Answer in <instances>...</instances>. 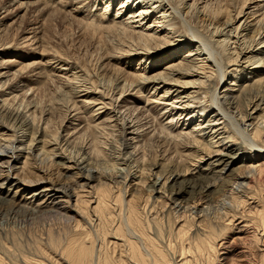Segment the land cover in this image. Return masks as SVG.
<instances>
[{"label":"bare ground","instance_id":"1","mask_svg":"<svg viewBox=\"0 0 264 264\" xmlns=\"http://www.w3.org/2000/svg\"><path fill=\"white\" fill-rule=\"evenodd\" d=\"M9 2V6H13L20 1ZM40 3L38 11L47 8V14L22 26L20 31L16 30L20 32L17 39L1 38L7 33L10 22L13 25L15 21H9L6 16L11 10L8 6L0 7V93L3 92L0 118L6 122L3 126L6 131H11L9 138L16 137L15 128L21 129L23 135L29 131L31 136L26 149L23 145H13L14 141L10 139L0 145V206L18 200L22 209L33 215L42 212L60 215L64 236H60L57 243L68 257V264H251L247 251L234 252L236 239L247 246L255 244L258 249L256 264H264V74L258 76L264 71V0H47ZM46 17L54 28L58 21L65 24L64 32L46 29ZM243 32H252L251 38L246 40ZM55 33L58 37L69 34L68 41L60 38L63 43L58 47L51 41ZM213 36H222V40H214ZM81 38L86 39L90 49H94H82L85 40ZM12 46L20 50L27 47L33 52L26 54L29 57L18 51L3 56L2 51ZM219 47L227 50L225 58ZM92 51H97L94 55L101 53L95 62L90 60ZM230 65L241 66V69L239 72L237 68L228 70ZM11 68H14L11 75L16 77L17 74L18 79L6 86L4 81ZM254 68L257 78L254 76L252 83L245 79L235 84L239 76ZM24 73L28 74L24 76ZM229 73L232 82L226 83L224 78ZM194 76L195 79H190ZM105 78L110 83L105 86L107 90H97L100 79ZM180 78H183L181 83ZM167 80L183 84V88L197 83V90L204 86L209 88L212 83L210 91L203 92L208 94L206 107L210 113L196 124L197 130L194 126L185 134L176 127L173 129V117L166 127L163 119L155 120L166 139L165 146H169L168 150L173 148L179 159L173 160L168 170L163 162L162 165L151 163L153 159L150 157L156 151L151 150L148 155L142 150L140 154L135 147L130 156L134 157L133 163L139 168L131 171L133 164L127 163L128 157L121 160L125 167L113 171L120 162L108 149H117L120 153L121 146L127 148L123 142L122 125L118 137L113 133L119 128H109L104 131L106 138L97 142L96 132L89 130L91 138L86 143H92L86 152L83 139L80 146L71 145L66 139L58 147L61 153L51 155L45 151L48 155L44 159L49 166H60L62 174H76L79 178L76 186L54 185L50 179L43 180V176L29 179L19 174H26L34 165L36 158L30 151V144L34 134L44 130L39 126L40 119L35 122L32 114L30 121V114H26V108L38 91L58 92L59 101L69 108L76 104L75 96L89 97L92 93L98 98L80 102L86 105L97 102L101 104L98 108H107L108 104V111L116 115L120 112L119 105L115 107L112 96L108 97L110 91L119 86L122 94L131 87L145 84H156L155 89L165 88ZM36 82L39 86L36 84L35 87ZM235 85L237 88L234 89ZM5 88L9 90L6 92ZM17 90L22 91L10 94ZM28 90L31 92L26 96ZM166 90L163 94L169 91ZM56 96L53 95L52 99ZM106 96L109 102L103 101ZM163 97L159 99L165 100ZM164 105L163 116L168 112L170 115L175 107L169 104L171 108L167 110L168 103ZM189 106L188 102L181 106L179 118ZM231 110H235L236 115ZM220 124L222 127H217ZM87 127L79 128L80 132L76 130L80 138L87 133ZM206 129L213 132L208 131L205 135ZM193 130L197 131L194 135ZM43 132L42 136H47L48 133ZM57 133L56 130L48 137L52 141L58 140ZM131 133L137 134L138 131L132 130ZM228 143L236 148L227 146ZM72 148L75 154H71ZM192 148L191 154L188 150ZM241 149L245 150L246 157L240 160L238 171L224 177L229 166L241 158L238 157ZM14 150L26 152L15 154ZM80 150L83 152L79 155ZM56 156L59 159L53 162L51 158ZM203 158L206 159L204 162ZM100 160L110 161L111 170L100 168ZM152 166L153 169L160 168L152 172ZM154 193L171 202L167 214L161 209L155 210L151 199ZM19 194L23 197L18 198Z\"/></svg>","mask_w":264,"mask_h":264},{"label":"rangeland","instance_id":"2","mask_svg":"<svg viewBox=\"0 0 264 264\" xmlns=\"http://www.w3.org/2000/svg\"><path fill=\"white\" fill-rule=\"evenodd\" d=\"M9 1L10 0H0V7L3 8L5 6H8V9L10 8L11 10H9L10 12L8 11L6 13V16L9 18V21H15V22H13V25L10 22V24H9L10 26L8 28L9 30L6 29L7 33L4 34L5 36L4 35L1 36V38L3 40H5V39L7 40V39H11V38L14 39V38L18 37L20 32H17V31H20L22 29L21 28L22 26L25 27L26 25L32 24L33 22H36L38 19H40L42 17L44 18L45 14H47L46 13L47 8L44 9L45 12L43 9L38 11L39 5L42 4L40 2H45L47 0H38L39 3L37 1L35 3V0H34V2H33V0H28V1L27 0H19L20 2L18 4L13 3V6L12 5L9 6V4H10ZM30 2H31V4H28ZM32 3H34V4H32ZM36 5H37V7H36ZM48 5L52 6L51 4H48ZM1 8H0V11H1ZM12 8L14 10H12ZM92 9H94V8H92ZM12 11H13V13H11ZM37 13H39V14H37ZM39 15H41V16H39ZM15 17H17V18H15ZM48 20L49 19L46 17V20H45V28L46 29L51 28L50 29L51 31L53 29H56V33L57 32L61 33L62 32L61 30H63V32H64V29H66L64 27L65 24H62L61 21H58L59 22V23L57 22L58 25H56V27L54 28V25L49 24ZM17 27L20 29L18 30ZM8 33L10 35H8ZM56 33L53 34L54 39L51 41H53V43L56 44L58 47H59V44L63 43V39L65 40V42L68 41L67 36H69V34H67V36H66L67 38H66V37H58ZM66 33H69V31L67 30ZM245 33L246 32L242 33V34H244V36H246L245 39L246 40L250 39L251 37H249V36L252 35V32H248L246 34ZM6 34L8 35V37H6L7 36ZM70 35H72V33ZM60 38H63V39H60ZM81 39H83V38H81ZM213 39L214 40H216V39L222 40V36H219V37L213 36ZM83 40H85V43H83L84 46H83V44H81L82 49L83 48H87L88 50L94 49L92 47H91L92 49H90V45L88 43H86V39H83ZM216 46H217V44H216ZM81 48H80V50H82ZM220 49L221 48L219 47L218 50L222 52L223 50L222 49L220 50ZM17 51H18V53L22 52V54H24V55H26L27 53L31 54L33 52L32 50H30L27 47L21 48V50H20V48L12 46V47H8L5 50H3L2 53H3V56H10V55H14L15 53H17ZM97 51H92V52H94V53H92V57H91L92 59L90 58V60H92V62H95V59L97 57H99V55H101V53L94 55L95 52H97ZM98 52H100V51H98ZM221 54L225 58L228 55L227 50H224ZM247 55H249V53H247ZM26 56H28V55H26ZM258 56H260V55H258ZM30 58L34 59L32 56H30ZM243 59H244V57L240 60V62L243 61ZM29 61H27V62H29ZM245 64H247V63H244L243 65H245ZM14 68H11L9 74H7V77H6L7 80H5V78H2V81L5 80L4 82H6V86L7 85L9 86L10 83L16 82L15 80L18 79V78H16L17 74H16V77L14 74H13L14 77L11 75L12 72H14ZM233 68H237V72H239L241 69V66H238V67H236V65L228 66V70H232ZM248 70H249L248 71L249 73H246V74H243L242 76H239V78L235 84L240 83V81H244L245 79H246V81L250 80L252 83L253 77L255 76L254 78H257V76L255 75L256 73L254 74V70H256V68H254L253 70H250V69H248ZM27 74L28 73H24L23 75L25 76ZM260 74L263 75L264 71L262 70L261 73H258V76H260ZM12 77H13V80H12ZM9 78H11V80ZM174 78H176V76H174ZM195 78H196V76H194L190 79H195ZM24 79H26V78L24 77ZM224 79H225L224 82L229 83L232 80V76L229 73L228 75L225 76ZM178 80H179V83H181L180 81H183V78H180ZM26 82H29V81H26ZM166 82L167 83H166L165 88L167 89L166 91H168V90L169 91L166 92L165 94H163V90L165 89L164 87L163 88L158 87L157 89L154 88L156 86V84H155V86L152 84H148V85L145 84L143 86L140 85L139 86L140 88L138 86L131 87L128 90L123 91L122 94L120 93V91L118 89L119 86L117 87V89L116 88L114 89L115 91L114 90L110 91L108 94L109 96L108 95L107 96L108 97L112 96L115 107H117L118 105L120 106V107L119 106L117 107L120 110V112H118L116 115L114 114V112L108 111V110H110L109 109L110 106L108 104L106 105L108 108L107 109V108H103V107L98 108L101 106V104H99L97 102L96 103H87V105L83 102H80L81 100L86 101V102H91V100L95 99V97H96L92 93L89 95V97H85V96L80 95L79 97L77 96V98H76V96H75L74 99L77 100L76 104L73 105L74 107L71 105L72 108L71 107L69 108L67 106L64 107L62 105V101L61 100L59 101L60 97H59L58 92L54 93V91L47 90V89H45V90L42 89V90L38 91L39 93L37 92L35 94L36 96L34 95V97L32 99L33 102L30 104V106H28L26 108V109H28V112L26 114L27 115L30 114V116L28 117V120L30 119V121H31V116H32V114H34L35 118H36L35 122L38 121V119H40L39 120V123H40L39 126L41 127V129L42 128L44 129L43 131H45V134L48 133L49 135L50 134L52 135L57 130V132H58L57 134L59 135L58 136L59 139L52 141V138H50V136L48 137V134H47V136H42V134H44V132L42 130H41V133L37 132L36 134H34V137H33L34 140L30 144V146H31L30 151L33 153L34 158H36V160L33 161L34 165H32V168L27 169V171L25 172L26 174H24V172L23 173L19 172V171H17V172H19V174L23 175L24 177L27 176L26 178H29V179H33L35 177L36 178L38 177L37 179H40L43 176L42 177V178H44L43 180H45V178H47V180L50 179L49 181L54 182V185L61 183V184H67L70 186H76V181L79 180V178H77L75 176L76 174L72 173V176H71V174L66 175V173L63 172L65 174L64 175L61 172L63 170H60V166L58 168H57L58 165H55V164H53L52 167H51V165L49 166L48 161H46V159H44L46 157V155H48L47 153H45V151L47 150V152L51 153V155L58 153V152L61 153L60 149L58 147H61L66 139L68 140L67 143L69 142V144H71V145L77 144L78 146L81 145V142L83 139V144H82V146H83L91 138V135H90V133L92 131L91 129H93V131L96 132V133H94L95 134L94 136L96 137V142H97V140L98 141L101 139L104 140L106 138L104 136L105 135L104 131H109L112 128L117 130L122 125L123 126H122L121 130H123L122 131L123 132L122 136L124 138L123 142H126L125 145L127 146V148L123 149V146H121V148L119 149L120 153L117 151V149H115V150H112L111 148L108 149V150H110L111 155L114 156V158L118 159L117 162L118 163L120 162L119 164H117V166H116L117 168H114L113 171H116L117 169H121V168L125 167L124 161H121V160H122V158L128 159V157H129V159H128L127 163L131 162L133 164V169H131V171L135 170L136 163H133L134 157L130 156V151H132V148H135V147L137 148L138 146L139 147L137 149H139V150H137L136 148L134 150L138 151V153H140V154H142V150L146 154L148 153V155H150L149 153L151 150L156 151V153L154 152V155H152L150 157L151 159H153V160H151V163L153 161V163L155 162L157 165H158V163H160L162 165V162H163V164L165 165V170H168L170 165L172 163H174V161L176 162V160H177L176 153L174 152L173 148L168 150L169 146L168 147H167V145L165 146L166 143H164V142L166 139L164 138V134L162 132H160L161 131L159 129L160 125L155 120H157V118H158V120L163 119V125L166 123V125H165V127H166V126L170 125V123H171L170 120L173 117V120L171 123L172 125L174 124L173 125L174 127H172L173 129H175V127H176V130H182L181 132H184L185 134L187 132L192 131V128H194V126H195L194 129L197 130L198 126L196 124H198V122L201 120V118L206 116V114L210 113L209 112L210 110L208 111L207 107H206V105L208 104V102H207V95L208 94L203 93V92L205 90L210 91V88L212 87V83L210 84L211 87H209V88H208V86H204L203 88L197 90V85H198L197 83H195L194 85L193 84L192 85H186L185 88H183L184 85L183 84L178 85V82H174L172 80H170V81L167 80ZM99 83H100V87L97 88V90H102V91L105 89L107 90V88H105V86L110 85V83H108V81H107V78L100 79ZM34 84L36 87V84H38V83L36 82ZM52 85H53L52 87H54V84H52ZM101 85L104 87L102 88ZM146 85H147V87H146ZM170 85H171V87H170ZM37 86H39V84ZM160 86H162V85H160ZM235 88H237V85L234 86V89ZM8 90H9L8 88H5L6 92ZM25 90H26V87H25ZM21 91L22 90H19V92H21ZM44 91H46L45 94H44ZM117 91H119V93L121 95H119V93ZM16 92H18V90L12 91L10 94H14ZM19 92L17 94H20ZM30 92L31 91L28 90V92L26 93V96H29ZM154 92H155V94H154ZM2 94H3V92L0 93V99L1 100L3 98V97H1ZM52 94L54 96H56V94H57L58 97L57 96L56 97L58 99H56V97L52 99V96H53ZM80 94H82V93H80ZM162 95L164 96L163 98H166L165 100L159 99L162 97ZM187 95L192 96V98L189 96H188L189 98L186 97ZM9 96H11V95H9ZM107 96H106V98H103L104 102L105 101L109 102V98H107ZM158 96H160V97H158ZM175 96H179V97L175 98ZM96 98H98V96ZM115 98H117V99H115ZM56 102H57V104H56ZM163 102L168 103L167 110H170V108H171V106H169V104H171L172 107H175L174 109H171L170 115L168 114L169 112L166 111V112H168V113H165L166 114L165 116H167V117L163 116L162 111H164L163 107L165 106ZM187 102L189 103L190 106H189L188 110H186L182 114V116H180V118H179L178 113H180V111H181V106H183V104H186ZM80 103L84 104V106L82 104V106L84 108L80 105ZM179 103H182V104H179ZM0 104H1V101H0ZM33 104H35V106H33ZM85 105H86V107L88 105L89 106L86 108ZM178 105H179V107H177ZM193 106H197V107L195 108ZM20 108H22V106ZM41 108H43V109H41ZM73 108H75L76 110H74ZM201 108H202V110H200ZM46 109H48V110H46ZM40 110L41 111L43 110V113ZM44 111H46V112H44ZM206 111H208V112H206ZM231 111H232V114L236 115L235 110H231ZM96 112H98V113H96ZM109 114L111 115V117H109L110 116ZM78 115H79V117H77ZM81 115H82V117H81ZM118 115H121L124 118L121 119L122 117L119 116V117H121V118H119ZM85 117H87V118H85ZM182 117H184V118H182ZM91 118L94 120H92ZM117 119H118V121H117ZM101 120H103V121H101ZM123 120H124V122H123ZM221 121H219V122H221ZM146 122H147V125H145ZM214 122L216 123V120ZM5 123H6L5 120L0 118V124L2 125L0 127V130L3 126H5ZM87 125L90 128H88ZM103 125H105V126H103ZM82 126H84V127H82ZM139 126H140V129H139ZM200 126H202V125H200ZM86 127H87V133L84 134V137L80 138L81 136H80L79 132L83 129H86ZM217 127H219V128L222 127V124L218 125ZM79 128H81V130ZM226 128H228V126ZM4 129L5 130L0 131V143H1L0 145L4 144L3 142H6L7 140L10 139V140L14 141L13 145H17V146L23 145L24 148L29 146V145H27L29 143L28 141L30 140L29 138L31 137L30 134L28 133L29 131H27V132L25 131V135H23V131L21 129L19 130L18 128H15L17 138L16 137L15 138L14 137L9 138L11 136L10 135V132H11L10 129L8 131H6V128H4ZM76 130H78V131L80 130V131L77 132ZM89 130H91V131H89ZM132 130H134V132L138 131V133L137 134L131 133ZM5 131H6V133H5ZM208 131H209V129L205 132V135L207 134ZM1 132L3 135L1 134ZM116 132L114 131L113 134H115L118 137V132H120V128ZM195 132H197V131L193 130V135L195 134ZM211 132H213V130L209 131V133H211ZM38 133H40V134H38ZM76 136H77V138H76ZM45 137H47V139H45ZM73 137L75 140L73 139ZM2 138H4V139H2ZM48 138H49V141L47 142ZM107 138L110 139L109 137H107ZM181 138L184 139V137H181ZM205 138L207 139L208 137H205ZM69 139H71V140H69ZM62 140H64V141H62ZM56 142L57 143L61 142V143L57 144ZM91 143L92 142L89 141L88 143L85 144V146H84L85 151L84 152L88 151V148L91 147L90 146ZM25 145H27V146H25ZM66 145L67 144H65L63 146V149H65ZM227 146H229V147L231 146L233 148H236L235 146H232V143H228ZM72 149L73 150H71V154L72 153L75 154V152H73L74 148H72ZM193 149L194 148L189 149L191 151L188 150V152L192 154ZM195 150H196V148H195ZM8 151L11 152L10 149ZM37 151H38V153H36ZM172 151H173V153H172ZM10 152H8V153H10ZM14 152H15V154H18V152H20V151L14 150ZM21 152L24 154V152H26V151L22 150ZM21 152H20V154H22ZM68 152H69V148H67V151L65 152V154L67 155ZM82 152H83V150H80L79 155L82 154ZM244 152H245L244 149L243 150L241 149L240 151H238V157L239 158L241 157V158L238 159V161L235 163V165L233 164V165L229 166L227 172L224 174L225 175L224 177L227 176V178H228L229 176H231L232 174H234L235 172L238 171L237 168L241 162L240 160H244V158L246 157ZM127 153H129V155ZM140 154H138V156ZM37 156H38V159H37ZM84 157H86V156L83 154L82 158L84 159ZM119 158H120V160H119ZM204 158L208 159V157H204ZM204 158H203V162L206 160ZM55 159L58 160L59 157L56 156V157H53V159L51 158V160L53 162L55 161ZM41 160H43V161H41ZM87 161L88 160H86V162ZM100 161H101L99 163L100 168L105 169L107 171L111 170V162L110 161H107V162H103V160H100ZM89 162H92V161L89 160ZM92 163H94V161ZM20 164L21 163H19V165ZM33 167H35V169ZM137 168H139V167H137ZM159 168H160V166L153 169V166H152V172L158 171ZM93 170H95V169H93ZM128 179H129V177L127 178V181H128ZM165 194L167 195L168 192H166ZM21 197H23L22 194H19L18 198H21ZM151 199L153 200V205L155 206V210L159 211V209H161V211L163 213H166V214L168 213L169 208L171 207L170 201L166 200L165 198L159 197V195H157L156 193H154V195L151 197ZM61 220L62 219H60V215H58L54 212H52V213L51 212H46V213L42 212L39 215H33L30 213V211H27L24 208L22 209L21 203L18 200L11 201L10 203H5V204L1 205L0 206V264H32V263L40 264V262H41V264H68V263H66V262H68V261H66L68 259V257L65 255V253H63V250H62L63 248L59 245V243H57V239L60 236L61 237L64 236V225L60 224ZM65 221L66 220L63 219V222H65ZM165 221H164V223H165ZM165 227H166V225H165ZM49 229H50V231H49ZM63 244H64V242H63ZM248 245H250V246L243 244V242L240 241V239H236L235 244H234V252L236 253V252H240V251H244V250L247 251L248 258L250 259L249 260L250 263L256 264V262L258 261V257H257L258 249H257L255 244H252V245L248 244ZM259 249H262L261 246L259 247ZM62 258H64L65 260Z\"/></svg>","mask_w":264,"mask_h":264}]
</instances>
